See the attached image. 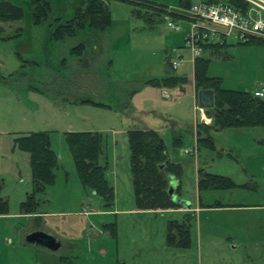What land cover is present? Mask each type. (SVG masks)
Instances as JSON below:
<instances>
[{"label":"rangeland","instance_id":"obj_1","mask_svg":"<svg viewBox=\"0 0 264 264\" xmlns=\"http://www.w3.org/2000/svg\"><path fill=\"white\" fill-rule=\"evenodd\" d=\"M48 1L60 24L80 5V0ZM128 1H103L111 17L104 33L84 29L56 39V21L31 24L29 0H0L24 13L19 22L0 23V181L1 196L8 201L7 213L0 216V264H264V127L211 131L214 149L198 151L191 132L211 122L206 110L196 124L192 120L194 80L191 54L184 45L190 28L186 9L180 0ZM206 1L190 0V5ZM143 2L152 4L150 9L140 6ZM156 5L163 6L164 13L167 9L178 14L169 21L181 32L168 28ZM97 38L102 66L107 60L111 64L102 67L93 85L83 66ZM198 57L209 61L206 75L220 79L223 89L264 90V45H240L229 37L213 55L201 49ZM172 62L178 63L176 70L168 66ZM166 75L185 81L172 88L149 84ZM83 85L97 89L84 90ZM162 89L183 96L169 102ZM155 111L166 122L154 117ZM146 126L165 130L157 133L169 160L179 168L176 196L202 205L198 214L136 207L126 131ZM31 132L48 134L57 168L54 183L35 196V215L27 216L20 204L32 192L29 156L15 148L13 140ZM72 132L100 134L106 178L114 193L111 207L82 186L65 140ZM188 150H193L189 156ZM197 167L229 178L236 187L197 194ZM188 214L190 247L168 245V222H185ZM35 229L50 231L61 241L59 250L51 253L27 244L25 236Z\"/></svg>","mask_w":264,"mask_h":264},{"label":"trees","instance_id":"obj_2","mask_svg":"<svg viewBox=\"0 0 264 264\" xmlns=\"http://www.w3.org/2000/svg\"><path fill=\"white\" fill-rule=\"evenodd\" d=\"M103 1L80 0V5L75 9L73 17L60 24L59 18H53L51 15L52 6L48 0H29L30 21L34 26H40L46 21H52L51 25H55L54 22L56 21L58 25H55L52 34L56 39L75 36L78 31L84 29L91 33H102L111 24L110 13ZM121 1L129 2L128 0ZM217 1L240 7L242 10L246 8V5L240 0H207L206 2ZM143 3H139L140 6L144 9H150L149 5L152 4ZM179 5L181 8L187 9L190 6V0H180ZM156 9L159 10V13L164 14L163 6L158 5ZM171 16L178 17L174 13ZM23 17L24 13L20 7L9 2H0V23L19 22ZM2 32L3 29L0 27V36ZM19 35L20 33H16L15 36ZM224 45L225 43L205 44L201 46V49L218 51ZM240 45L259 46L264 45V41L252 38L247 43ZM79 47L83 48V45L81 44ZM208 63V60L200 57L194 61L195 90H211L213 93V107L206 109L211 124L196 127L198 151L203 148L214 149L210 136L211 131L241 127H264V99L255 97L253 93L223 89L220 79L206 75ZM168 66L170 67L171 64L169 63ZM184 81L181 78L168 76L161 80H152L149 84L155 87L172 88L181 85ZM84 102L100 105L89 101ZM126 134L136 207L139 210L153 211L180 208V204L173 202L168 193L170 183L168 177L177 181L179 168L169 160L162 137L153 130L132 129ZM65 140L82 186L101 198L106 206L111 207L114 201V193L113 187L106 178L107 163L103 156L100 134L97 132L66 133ZM13 141L15 148L28 154L31 173L32 192L20 204V212L25 215L34 214L38 206L35 196L43 194L46 187L54 183L57 158L51 149L49 136L46 132L19 134ZM235 187L236 185L227 177L208 173L202 168L198 170V191L228 190ZM1 191L2 183L0 181V216L5 215L8 210V201L1 196ZM178 191L179 187L176 186L173 194L176 195ZM188 216L182 223L168 222L166 234L168 245L181 250L190 247V216L189 218Z\"/></svg>","mask_w":264,"mask_h":264},{"label":"built area","instance_id":"obj_3","mask_svg":"<svg viewBox=\"0 0 264 264\" xmlns=\"http://www.w3.org/2000/svg\"><path fill=\"white\" fill-rule=\"evenodd\" d=\"M240 1L246 5L245 10L222 1L199 2L185 10V18L190 28L185 34L184 45L191 52L193 59L199 56L202 45L223 44L229 37H233L238 44L247 43L252 38L264 41V0ZM165 11L163 19L168 28L177 33L181 32L179 26L169 21L173 12L167 9ZM177 67V62L171 63L172 70ZM253 95L264 99V90L255 91ZM194 109L200 119L205 117V108L195 105ZM193 150L196 152V148ZM193 150H188L187 154H192Z\"/></svg>","mask_w":264,"mask_h":264},{"label":"crops","instance_id":"obj_4","mask_svg":"<svg viewBox=\"0 0 264 264\" xmlns=\"http://www.w3.org/2000/svg\"><path fill=\"white\" fill-rule=\"evenodd\" d=\"M88 31V30H87ZM106 31V30H105ZM104 31V32H105ZM104 32H102V33H104ZM96 34V33H95ZM97 34H100V33H97ZM96 41L97 42H95V44H93V47H92V49H91V51H88V53L86 54V56L84 57L87 61H86V65L84 64V66H83V69H84V72H86V76H85V78H89V79H91V81H90V84H95V76H96V78H98L97 76H98V73L99 72H101V70L103 71V66H106V65H110L111 64V62L110 61H108L107 60V63L105 64V65H103L102 66V63H104V60H103V58H104V56H103V53H102V51H103V49H102V47L100 46V43L99 42H101V39H99V38H97L96 39ZM205 52H209L211 55H213L214 53H216V51L214 50V49H207V50H204ZM190 54H191V52H190ZM191 58H192V60H191V62H192V64H193V75H194V61H195V59H193V57H192V54H191ZM106 68V67H105ZM168 72V71H167ZM166 72V73H167ZM89 76V77H88ZM168 76H170V75H166V77H168ZM165 77V78H166ZM93 78H94V80H93ZM164 79V78H163ZM182 79V78H181ZM158 80H160V79H158ZM185 80V79H184ZM193 80H194V77H193ZM97 81V80H96ZM101 78H100V83H101ZM150 81H152V80H150ZM149 81V82H150ZM89 82V81H88ZM121 82H122V80H121ZM120 81H117L116 83H118L119 85H120V83H121ZM146 83H148V81L146 82ZM100 86H101V84H100ZM83 87V89L84 90H95V89H97V86H91V87H89V86H87V85H83L82 86ZM158 88V87H157ZM183 89L181 88V90L180 91H182ZM171 90H163L162 89V91H161V94H162V97H163V99L164 100H166V101H169V102H173L172 100L173 99H175L174 101H176V100H180L181 98H182V96H183V93H177V95H173L172 94V92H170ZM135 92V91H134ZM198 92L199 91H196L195 90V87H194V82H193V93H192V96H191V103H192V112H193V118H192V120H194V124H196V122H197V118L199 117L198 116V113L195 111V105H199V106H201L200 104H199V98H198ZM131 95V94H130ZM134 96V93L131 95V97H133ZM173 97H175V98H173ZM86 101V100H85ZM150 108L152 107V106H149ZM206 110V109H205ZM153 115H154V117H157V116H159L160 117V119L163 121V122H166V119L165 118H163V116H162V114L160 115V114H158L157 113V111H155L154 113H153ZM207 118H209L208 116H207ZM210 119V118H209ZM168 122H170V123H177L175 120H169ZM210 122H211V119H210ZM130 130H132V129H129L128 131H130ZM137 130H150L147 126L146 127H144V129H137ZM128 131H126V133L128 132ZM153 131H155L156 132V129H153ZM159 134H164V132H165V130L163 129V128H161V129H158V131H157ZM192 133V138L194 139V134H195V132H191ZM17 135H19V134H17ZM16 135V136H17ZM195 145H196V141H195ZM199 154H200V152H199ZM185 155H188L187 154V151H185ZM189 156V155H188ZM200 168L199 167H197V169H196V185H197V180H198V170H199ZM175 184H176V186H178L179 187V183H178V181H176L175 182ZM196 188H197V186H196ZM197 194H199V192H198V189H197ZM181 200V199H180ZM184 201V200H183ZM184 202H186L188 205L186 206V205H183V204H181L180 206V208L179 209H175V211H181V212H188V213H192V214H198L199 212H200V210L202 209L201 208V206L202 205H200V204H198V206H193L190 202H188V201H184ZM113 203H114V201H113ZM35 214H31V216H34ZM27 216H29V215H27ZM37 229H35L34 231H36ZM49 234H52V233H50V231H47ZM58 242H59V248L61 247V241L58 239ZM46 250V249H45ZM59 250V249H58ZM48 251V250H47ZM48 252H51V251H48ZM56 252V251H55ZM51 253H54V252H51Z\"/></svg>","mask_w":264,"mask_h":264},{"label":"water","instance_id":"obj_5","mask_svg":"<svg viewBox=\"0 0 264 264\" xmlns=\"http://www.w3.org/2000/svg\"><path fill=\"white\" fill-rule=\"evenodd\" d=\"M198 98L199 104L203 108L210 109L213 107V93L211 90H200L198 92ZM168 178L170 179L168 193L171 196L172 201L180 205L183 204L187 206L188 204L186 202L180 200L176 195L173 194L176 187V181L171 179V177ZM24 240L27 244L35 245L51 252H55L59 249L58 240L52 235L43 231L30 232L25 236Z\"/></svg>","mask_w":264,"mask_h":264}]
</instances>
